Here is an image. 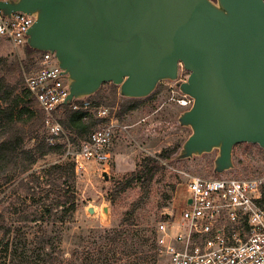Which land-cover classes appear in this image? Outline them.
<instances>
[{
    "label": "water",
    "instance_id": "obj_1",
    "mask_svg": "<svg viewBox=\"0 0 264 264\" xmlns=\"http://www.w3.org/2000/svg\"><path fill=\"white\" fill-rule=\"evenodd\" d=\"M0 12L33 17L26 45L54 54L63 105L107 83L121 98H148L181 64L189 76L178 90L192 104L177 120L190 134L176 159L216 152L220 175L236 145L264 149V0H6Z\"/></svg>",
    "mask_w": 264,
    "mask_h": 264
},
{
    "label": "rangeland",
    "instance_id": "obj_2",
    "mask_svg": "<svg viewBox=\"0 0 264 264\" xmlns=\"http://www.w3.org/2000/svg\"><path fill=\"white\" fill-rule=\"evenodd\" d=\"M39 56V53L28 56L24 48L15 49L0 38L2 92L15 89L17 94L26 91L25 81L38 71ZM188 76L189 72L179 71L176 82L161 81L145 99H124L119 96L117 86L111 83L102 85L90 100L97 107L106 108L116 125L114 139L108 148L110 161L108 165L86 163L81 173L75 172V180L66 178L68 184L57 179L56 171L51 167L71 162L65 157L66 137L70 148L76 150L88 135L77 137L64 130L65 135L49 136L38 106L33 105V121L27 126L19 125L24 133L23 149H33L42 141L60 144L63 148L39 159L24 175L15 172L0 175V218L5 221L6 228L21 233L20 238L29 239L47 232L43 245L60 250L62 255L77 251L80 262L84 263L88 248L95 247V258L99 257L98 248H106L104 238L110 230L120 229L119 223L132 209L136 224L132 230H144L145 237L155 233L156 224L163 221L164 216L172 214L177 217L184 208L189 179L217 176L213 174L216 152L187 160L176 159L190 134V130L180 127L177 121L179 115L188 109L179 104L182 94L178 90V84L185 82ZM90 114L97 118L92 111ZM60 119L59 110L55 120L59 122ZM106 122L108 119L102 123ZM162 152H168L171 158L158 159ZM144 158L159 160L161 169L147 187L136 183L121 191L123 178L134 172ZM233 164L231 171L223 173L225 177H264V149L253 144H238L233 149ZM70 196L75 198L74 212L68 211L69 204L61 205ZM89 208L94 210L93 214L88 212ZM49 209L51 214L47 213ZM13 238L11 233L4 236L0 228V264H8L10 257L3 250V242L11 243ZM118 248L126 252L129 244L122 243ZM155 264H167L166 256L158 255Z\"/></svg>",
    "mask_w": 264,
    "mask_h": 264
},
{
    "label": "built area",
    "instance_id": "obj_3",
    "mask_svg": "<svg viewBox=\"0 0 264 264\" xmlns=\"http://www.w3.org/2000/svg\"><path fill=\"white\" fill-rule=\"evenodd\" d=\"M33 22V17L23 13L5 18L0 12V38L15 49L24 48ZM39 54L38 71L26 79L25 87L43 113L49 136L60 137L65 134L55 113L68 96L67 82L54 54ZM179 71H184L181 64ZM179 104L189 108L192 100L182 95ZM68 106L108 119L76 150L66 137L65 157L74 164L75 172L81 173L88 162L108 165L116 127L108 110L87 98L73 100ZM186 191L180 214H168L155 226L158 251L166 256L167 264H264V177H191Z\"/></svg>",
    "mask_w": 264,
    "mask_h": 264
},
{
    "label": "trees",
    "instance_id": "obj_4",
    "mask_svg": "<svg viewBox=\"0 0 264 264\" xmlns=\"http://www.w3.org/2000/svg\"><path fill=\"white\" fill-rule=\"evenodd\" d=\"M24 51L28 56L38 53L28 48L27 45L24 47ZM93 96L87 99L90 100ZM35 104L37 105L36 100L27 89L16 94L15 89L2 92V88H0V175H8L11 172L24 175L31 170L39 159L63 148V145L47 144L42 141L38 142L33 149H23L24 133L22 134L19 125L27 126L33 121L35 114L32 111V106ZM93 105L97 106L94 103ZM59 110L62 114L59 123L63 130L70 134H76L77 137L89 135L93 128L102 121L95 118L90 112L72 111L69 106L62 105L57 109V111ZM157 158L169 160L171 156L168 152H162ZM160 169L159 160L144 158L134 172L123 178L120 183L121 191L130 189L136 183L147 187ZM51 170L56 171V178L63 179L64 183L68 184L69 179L66 178L75 180V169L72 162L54 165ZM67 204H69L68 211L74 212L76 210L73 196H70L61 205ZM51 212L50 209L47 211L48 214ZM119 227V230H110L107 237L104 238L106 248H98L99 257L95 258V247L88 248L83 263L80 262V253L77 251L62 255L60 250L55 251L52 246L47 248L46 245H43L47 232L31 239L20 238L23 235L21 236V233L6 228L5 221L0 218V228L3 229V235L14 234L11 243L2 241L4 243L3 250L9 253L8 264H155L157 256L160 255L155 233L153 232L150 237H145L143 236L144 230L139 232L132 230L136 227L134 209L125 214L119 223ZM122 243L129 244V249L126 252L119 251L118 246Z\"/></svg>",
    "mask_w": 264,
    "mask_h": 264
},
{
    "label": "crops",
    "instance_id": "obj_5",
    "mask_svg": "<svg viewBox=\"0 0 264 264\" xmlns=\"http://www.w3.org/2000/svg\"><path fill=\"white\" fill-rule=\"evenodd\" d=\"M38 108H39V107H38ZM39 110H40V109H39ZM40 111H41V110H40ZM57 112H58V111H57ZM57 112H56V113H57ZM41 113H42V112H41ZM56 113H55V115H56ZM42 114H43V113H42ZM97 119L102 120V121L97 125V126L99 127V125L101 126V125L103 124L102 122L104 121V119H100V118H97ZM101 123H102V124H101ZM43 126H44V116H43ZM97 126H96V127H97ZM98 127H97V128H98ZM44 128H45V127H44ZM93 130H94V129H93ZM93 130H92V131H93ZM87 137H88V136H87ZM87 137H86V138H87ZM86 138H85V139H86ZM85 139H84V140H85ZM81 142H82V141H81Z\"/></svg>",
    "mask_w": 264,
    "mask_h": 264
}]
</instances>
